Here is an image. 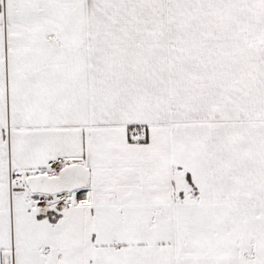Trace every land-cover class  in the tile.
<instances>
[{"label": "snow or ice", "instance_id": "snow-or-ice-1", "mask_svg": "<svg viewBox=\"0 0 264 264\" xmlns=\"http://www.w3.org/2000/svg\"><path fill=\"white\" fill-rule=\"evenodd\" d=\"M0 264H264V0H0Z\"/></svg>", "mask_w": 264, "mask_h": 264}]
</instances>
